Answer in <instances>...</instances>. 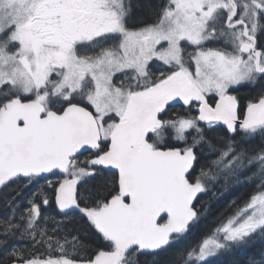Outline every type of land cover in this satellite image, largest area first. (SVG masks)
I'll return each instance as SVG.
<instances>
[{"label": "snow or ice", "instance_id": "1", "mask_svg": "<svg viewBox=\"0 0 264 264\" xmlns=\"http://www.w3.org/2000/svg\"><path fill=\"white\" fill-rule=\"evenodd\" d=\"M0 264H264V0H0Z\"/></svg>", "mask_w": 264, "mask_h": 264}, {"label": "trees", "instance_id": "2", "mask_svg": "<svg viewBox=\"0 0 264 264\" xmlns=\"http://www.w3.org/2000/svg\"><path fill=\"white\" fill-rule=\"evenodd\" d=\"M247 190H242L240 193H237L238 196H243L246 194ZM214 225V221L212 219L209 220L208 225L203 228L201 231L197 232L196 234H194L192 237H190L189 241L187 243H194L195 241L199 240L201 238V236L203 235V233L205 231H212L214 230L213 228ZM218 226V225H215Z\"/></svg>", "mask_w": 264, "mask_h": 264}]
</instances>
